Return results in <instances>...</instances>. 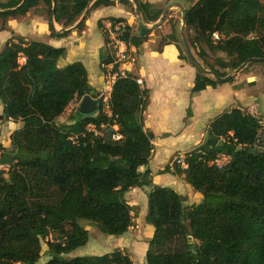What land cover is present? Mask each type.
<instances>
[{
	"label": "trees",
	"instance_id": "obj_1",
	"mask_svg": "<svg viewBox=\"0 0 264 264\" xmlns=\"http://www.w3.org/2000/svg\"><path fill=\"white\" fill-rule=\"evenodd\" d=\"M134 1L144 25L139 23L135 32L125 19H111L113 28L125 24L117 39L139 49L156 31L162 37L159 50L176 45L174 26L166 36L159 34L160 25L148 27L160 20L164 9ZM187 3L186 30L204 70L225 78L251 59H264V0ZM40 4L50 20L54 12L55 22L63 28L75 25L90 4L89 12L116 4L135 8L131 0H7L0 3V19L25 16ZM84 23L76 28L82 29ZM99 27L107 54L102 63L112 65V75L117 74L109 112L102 103L96 115L77 113L65 124L59 119L72 102L87 95L97 98L86 67L81 62L62 66L65 49L23 38L11 40L0 52L3 116L23 124L11 135L10 148L0 144L1 158L7 152L13 155L8 169H0V264H38L45 241L50 257L44 264H134L121 249L103 255L72 254L90 239L82 222L105 236H124L135 219L126 194L145 187L151 188L145 221L154 231L147 264H264L262 120L239 108L223 113L211 123L203 143L185 154L187 168L175 162L164 170L183 176L201 194L200 202L186 205L172 188L152 186L150 171H141L154 152V135L144 124L149 91L133 75L121 76L112 40L101 22ZM50 31L52 37L68 33L57 34L52 20ZM176 47L180 59H188ZM209 53L224 56L210 64ZM254 64L264 61L249 66ZM196 69L192 95L220 84ZM116 134L121 139H114ZM221 154L231 157L224 168L213 164ZM53 235L56 240L49 241Z\"/></svg>",
	"mask_w": 264,
	"mask_h": 264
},
{
	"label": "crops",
	"instance_id": "obj_2",
	"mask_svg": "<svg viewBox=\"0 0 264 264\" xmlns=\"http://www.w3.org/2000/svg\"><path fill=\"white\" fill-rule=\"evenodd\" d=\"M142 1L148 2L158 9L166 8L168 4L176 2L182 4L184 8L188 6L187 0ZM91 6L92 4H90ZM111 19H125L135 32L139 24L137 14L135 18L130 7L116 4L115 6L100 7L90 11L85 18L82 29L76 28L77 22L67 31L66 36L52 37L48 10L44 4H40L25 16L10 17L6 23L2 22L3 25L5 24L4 29H2L3 25L0 24V52L7 43L17 38H23L26 42H41L54 48H63L66 54L61 59L60 64L66 66L74 62H81L88 71L90 87L97 98L102 90V85L107 78L111 77V81L108 82L110 84L108 86V96L110 97L116 75L111 73L112 65L102 63L107 54L104 30L99 27V22L102 23L106 31H109L112 28ZM151 26L153 25H148V27ZM53 28L57 34L66 33L61 32L64 28L56 22H54ZM158 28L161 29V26ZM156 35V31H153L149 40L139 49L135 47L128 48L124 43H118L116 49H119V52H117L116 58L119 59L124 52L125 54L129 52L133 54L134 57L131 63L119 62V70L120 72L126 71L135 78L141 79L143 88L149 91V101L144 113V124L145 129L154 135V152L149 165L142 167L141 171H150L149 181L152 186L172 188L184 198L186 196L194 197L196 200L190 204L193 205L201 201V194L195 192L184 181L183 176L175 174L173 169L170 173H163L168 166L172 167L171 157L178 152L186 154L201 145L211 123L218 116L231 109L246 110L256 117L259 114L264 115V108L259 102L260 96L264 98V89L259 87L260 84L256 77L259 70L247 66L239 72L233 82L220 83L215 87H208L200 93L192 95L191 90L197 76V69L180 59V53L176 45H165L159 50L160 45H157L158 37ZM262 72L264 73V71ZM183 90L188 91L191 98L184 119L186 122L182 130L178 131L170 129V124L174 119L172 118L174 106L182 102L183 93L181 95L180 93ZM3 110L4 107L0 101V135L8 134V146L7 144L4 145L1 140L0 144L5 148H10L11 135L20 130L23 124L4 119ZM161 148H166V157L153 167L152 162L159 159L157 149ZM150 190L149 187L136 188L126 194V198L134 210H137L138 207L137 202H134V197L140 196L144 199L143 203H146ZM146 212L145 210L141 212V218L144 222H146ZM145 225L150 235L148 241H136L140 237L144 225L141 220L136 222L135 219L133 227L120 238L122 242H126L118 249L130 254L134 264H141L137 260L139 261V258H142V250L146 251L148 249V242L153 236V228L147 224ZM134 250H137L140 255L138 259L134 255Z\"/></svg>",
	"mask_w": 264,
	"mask_h": 264
},
{
	"label": "rangeland",
	"instance_id": "obj_3",
	"mask_svg": "<svg viewBox=\"0 0 264 264\" xmlns=\"http://www.w3.org/2000/svg\"><path fill=\"white\" fill-rule=\"evenodd\" d=\"M6 1L7 0H0V3L6 2ZM162 9H165V8L162 7ZM131 12L133 13L134 17L136 18L135 8L134 9L132 8ZM8 19H10V18H8ZM7 20L4 21V20L0 19V24L3 25L2 22L6 23ZM159 25L161 26V29H159L158 32H159V34H161L163 36L171 34L172 26L175 27L176 36H177L176 38L178 41L176 45L179 46V48L182 50L183 56L187 57L185 49H184V45H183V39L181 36V27H182V12H181V10L179 8H171L169 10L168 14L166 15L164 21L162 23H160ZM157 35H158V33H157ZM157 35H156V37H158L157 45L158 44L161 45L162 37H159ZM185 35H186L188 42L190 43V37H189L190 35L188 34L186 29H185ZM190 46H191V44H190ZM110 47H112V50H114V53L116 56L117 52H119V49H116L118 47V44L115 42ZM191 49H192L194 55L197 57V59L200 61V63L205 68L203 61L198 57L197 52L192 48V46H191ZM209 54H208L207 59H208V62L210 64L211 63L215 64V60L219 57H222V55L220 53H215V54L209 53ZM133 57H134V55L131 54L130 52L126 53V59L123 61V63L124 64L129 63V62L131 63ZM182 61L184 63L189 64V65L191 64V61L188 59H184ZM247 66H249V64ZM249 67H254V68H257L259 70V72L256 74V77H257L258 82L260 84L259 87L264 89V73L262 72V71H264V64H254V65H250ZM234 72L235 71H229L228 74L232 75V74H234ZM106 75H108V74H106ZM237 75H235L232 79L234 80L237 77ZM110 81H111V77L107 78L105 83L101 87L102 90L100 91L99 97L97 98V99H99V107H100V104H102V103H103L104 108L106 107V103L104 101V98L108 96V93H109V87L108 86H110V84H108V82H110ZM188 93H189L188 91H184V90H183V92L180 93V95L182 94V102L179 105L176 104L174 106V109L172 110V111H174L173 116H172V118H174V119L172 120V124H170V129L178 130V131L182 130L183 125L186 122V120H184V119L186 117V111H187V108L189 107L190 98H191V95ZM184 96H185L186 102L184 101ZM80 102L81 101L72 102L71 105L67 108L65 114L62 116V119L59 120V123H61V124L68 123L69 118L72 115L78 117L76 114H77V110L79 108ZM259 102L261 103L262 108H264V98L262 96H260ZM77 104H78V106H77ZM186 104H187V106H186ZM105 111L107 112V108H105ZM257 116L262 120L263 126H264V115L261 116L259 114ZM0 140L4 143V145L7 144V146H8V134H5V135L1 134ZM166 153H167L166 148L157 149V155L159 154V159L158 160L155 159L152 162L153 167L164 160V158L166 157ZM180 154H183V153L178 152L177 154H175L174 156L171 157L170 163L172 164V166L175 163L176 156L180 155ZM8 167L9 166L0 165L1 170L8 169ZM195 200L196 199L194 197L186 196L185 204L190 205ZM134 202H137V204H138L137 210H135V213H134V215L136 217L135 221L138 222L139 220H141L142 224L144 225V228L141 229L142 231H141L140 237H138L136 239V241L139 240L140 242L141 241L143 242V241H146L148 239V236H150L149 232H147V227L145 225L146 222H144V220H142L143 218H141V212L144 210L147 211L148 205H147V201H146V203H143L144 199L141 198L140 196L134 197ZM82 225L88 230L89 235H90V239H89L88 244L86 246L78 249L77 251H75L72 254V257H80V256H85V255H103L106 253H110V252L114 251L115 249H118V247H120V246L125 245L126 241L122 242V240L120 239L121 237L117 238V237L105 236L100 232V230L98 228H96L95 226H93L89 222H82ZM153 232L154 231H152V235H153ZM55 240H56L55 235H53L52 237L49 238V241H55ZM128 244H130V243H128ZM146 251L142 250V258H141L140 255L138 254L137 250H134L135 257L137 259L140 257L139 261L137 260L138 263L147 264V262H146ZM140 253H141V251H140ZM49 257H50L49 247H48L47 241H45L42 243V257H41L38 264L46 263L49 260Z\"/></svg>",
	"mask_w": 264,
	"mask_h": 264
},
{
	"label": "water",
	"instance_id": "obj_4",
	"mask_svg": "<svg viewBox=\"0 0 264 264\" xmlns=\"http://www.w3.org/2000/svg\"><path fill=\"white\" fill-rule=\"evenodd\" d=\"M134 4H135V8H136V14L139 20V23L144 25L143 20H142V16L138 7V3L134 0H131ZM171 8H179L182 12V27H181V36L183 39V45H184V49L186 52V55L188 57V59L191 61V63L198 69H201L204 71V73L208 76L213 77L215 80H217L220 83H227L228 80L232 79L235 75L239 74L240 71H242L248 64L251 63H255V62H263L264 59H251L249 60L247 63H244L243 65H241L232 75H228L225 78H221L218 75H216L214 72H211L209 70H204L203 65L200 63V61L197 59V57L194 55L190 43L188 42L186 35H185V29H186V9L183 7L182 4L180 3H170L167 5V7L164 9L163 14L160 18V20L153 26L149 27V28H153L154 26H158L160 23H162L166 17V15L168 14L169 10ZM90 10V5L88 6V8L86 9L82 19L76 24V26L81 23L83 20H85L88 12ZM52 23L54 24L55 19H54V12L52 13V17H51ZM70 28H64L61 32H67L71 29ZM99 99H94L91 95H87L85 96L79 105V108L77 110V113L79 116H83V117H89V116H93L96 115L99 112ZM13 161V155L10 152H7L6 154L3 155V157L0 159V165L2 166H10L11 163Z\"/></svg>",
	"mask_w": 264,
	"mask_h": 264
},
{
	"label": "built area",
	"instance_id": "obj_5",
	"mask_svg": "<svg viewBox=\"0 0 264 264\" xmlns=\"http://www.w3.org/2000/svg\"><path fill=\"white\" fill-rule=\"evenodd\" d=\"M124 27H125V24H117L114 28L112 27L109 31H107L108 34H109L110 39H111L112 42H113V44H114L115 42H116L117 44H118V43H122V42H120V41L117 39V36L123 31ZM214 38H215V39H218V35L215 34V35H214ZM125 59H126V54H125V52H124V53H122V56L119 57V59H117V60H118V62H121V61H124ZM19 63H20L21 65L25 64V63H26V58H25L24 56H22V57L19 59ZM121 76H122V77H127V76H128V72H126V71H122V72H121ZM114 78H115V79L117 78V74H116V76H115ZM136 82L138 83V85H139L140 87H143V81H142L141 79H138V78H137ZM109 98H110L109 96H107V97L104 98V101H105V103H106V107H105V108H107V112H109V107H108ZM70 105H71V104H70ZM77 106H78V104H77ZM114 139H117V140L121 139V135L116 134V135L114 136ZM72 140H73V138H72ZM230 161H231V157H230V156H227V155H223V154H221V155L217 156V158H216V160L213 162V164H214L215 166H217L218 168H224V167H226V166L230 163ZM175 162H176L177 164H180L184 169L187 168V166H186V164H185V154H184V153H183V154H180V155H177L176 158H175Z\"/></svg>",
	"mask_w": 264,
	"mask_h": 264
}]
</instances>
